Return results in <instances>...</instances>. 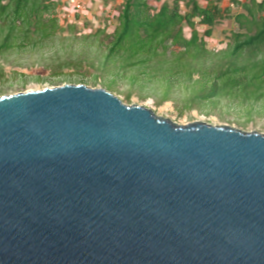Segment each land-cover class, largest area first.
I'll list each match as a JSON object with an SVG mask.
<instances>
[{"label":"water","instance_id":"95a60500","mask_svg":"<svg viewBox=\"0 0 264 264\" xmlns=\"http://www.w3.org/2000/svg\"><path fill=\"white\" fill-rule=\"evenodd\" d=\"M0 264H264V134L83 84L1 96Z\"/></svg>","mask_w":264,"mask_h":264},{"label":"trees","instance_id":"16d2710c","mask_svg":"<svg viewBox=\"0 0 264 264\" xmlns=\"http://www.w3.org/2000/svg\"><path fill=\"white\" fill-rule=\"evenodd\" d=\"M181 1L163 2L152 13L146 0H126L119 25L106 35V53L87 63L103 77H111L104 83L105 90L112 92L118 80L155 92L182 86L189 90L182 100L191 105L187 108L197 102L227 101L264 110V0H230L224 9L221 0H210L206 7L199 0H188L184 13ZM61 6L63 0H0V54L53 42L64 31ZM232 7L240 10L234 12ZM232 18L238 31L232 33L227 47L209 50L203 37H211L217 25ZM184 25L191 30L190 38L184 35ZM197 26L206 27L203 37ZM98 31L85 38L97 41L105 33ZM103 46L101 42L98 48ZM60 75L54 72L52 77ZM83 79L76 84H83ZM163 99L156 104L161 105Z\"/></svg>","mask_w":264,"mask_h":264},{"label":"rangeland","instance_id":"374dc122","mask_svg":"<svg viewBox=\"0 0 264 264\" xmlns=\"http://www.w3.org/2000/svg\"><path fill=\"white\" fill-rule=\"evenodd\" d=\"M155 12L163 2L173 0H146ZM210 0H199L202 7H206ZM216 1V0H213ZM245 1V0H240ZM261 1V0H258ZM126 0H87L86 11L70 19L63 18L60 9V25L64 29L59 32L56 39L42 48L27 47L12 49L0 54V97L39 91L45 88L59 87L72 82L74 85L83 78V85L90 88L105 89V84L111 77H103L102 72L90 67L87 63L94 58L105 54L104 47L119 25V16L123 11ZM188 0L181 1L180 9L184 13ZM221 8L230 6V0H221ZM236 12L240 9L232 7ZM65 21V22H63ZM73 24V29L70 25ZM184 35L191 37V30L184 25ZM98 30L105 33L99 35L97 41L86 36H93ZM199 34L203 37L206 27L197 26ZM238 31V26L232 19H225L217 25L211 37H203L209 50L214 52L223 50L231 41L232 33ZM104 42L101 49L99 44ZM54 72L61 73L59 77H52ZM115 89L111 92L126 105L137 104L154 111L158 116L169 118L179 125L200 121L212 126L227 124L245 132H259L264 134V110L248 104L239 105L238 102L211 101L192 104L187 108L182 100L189 94V90L180 87L170 89L161 87L159 91L144 87H131L126 80H118ZM167 92V95L165 93ZM131 94L127 100L126 95ZM163 95L166 96L163 99ZM147 97L146 99H144ZM164 100L161 105L156 100ZM247 122V123H246Z\"/></svg>","mask_w":264,"mask_h":264},{"label":"built area","instance_id":"2783aa9c","mask_svg":"<svg viewBox=\"0 0 264 264\" xmlns=\"http://www.w3.org/2000/svg\"><path fill=\"white\" fill-rule=\"evenodd\" d=\"M87 0H63V18L70 19L76 15L85 13Z\"/></svg>","mask_w":264,"mask_h":264}]
</instances>
